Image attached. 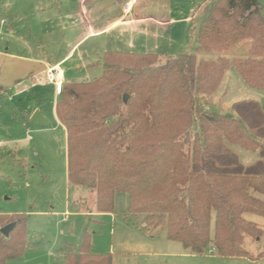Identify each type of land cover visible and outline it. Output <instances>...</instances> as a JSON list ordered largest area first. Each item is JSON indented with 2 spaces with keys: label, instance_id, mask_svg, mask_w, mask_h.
I'll return each instance as SVG.
<instances>
[{
  "label": "trees",
  "instance_id": "16d2710c",
  "mask_svg": "<svg viewBox=\"0 0 264 264\" xmlns=\"http://www.w3.org/2000/svg\"><path fill=\"white\" fill-rule=\"evenodd\" d=\"M246 56H225L245 46ZM196 54L105 52L102 74L63 86L55 105L66 133L67 181L95 193L97 213H113L117 193L127 214L165 231L193 255L262 260L244 247L263 230L245 218L264 219V113L252 100L236 102L233 115L203 110L199 96L213 95L233 67L251 89L264 90V8L258 0H215L198 32ZM229 146L256 152L247 166ZM0 264L26 249V218L0 214ZM63 264H112L80 237Z\"/></svg>",
  "mask_w": 264,
  "mask_h": 264
},
{
  "label": "rangeland",
  "instance_id": "374dc122",
  "mask_svg": "<svg viewBox=\"0 0 264 264\" xmlns=\"http://www.w3.org/2000/svg\"><path fill=\"white\" fill-rule=\"evenodd\" d=\"M80 1L0 0V214L25 216L27 233L25 251L7 264H63L64 254L76 251L85 233L90 251L109 254L112 264H263L214 253L190 254L169 241L164 230L146 224L144 216L128 215L126 194L115 195L113 213L100 214L95 193L68 183L66 135L55 117L53 88L38 84L24 89L31 77L44 71L40 61L56 62L69 55L59 69L66 86L100 77V60L110 51L154 53L162 60L179 51L206 60L217 57L196 54L199 29L215 0H121L132 3L125 15L128 23L107 30L117 17V1ZM258 3L264 8V0ZM85 12L98 34L84 29ZM247 45L234 46L225 56L242 58ZM259 96L231 67L216 92L199 96L198 103L203 110L233 115V103ZM260 102L264 109L263 97ZM36 111L46 126L31 120ZM228 148L244 166L258 159L256 152ZM245 218L263 230L258 244L249 238L244 244L256 254L264 250V219Z\"/></svg>",
  "mask_w": 264,
  "mask_h": 264
},
{
  "label": "crops",
  "instance_id": "0c3cea01",
  "mask_svg": "<svg viewBox=\"0 0 264 264\" xmlns=\"http://www.w3.org/2000/svg\"><path fill=\"white\" fill-rule=\"evenodd\" d=\"M82 1L83 0H81L80 1V4L82 3ZM117 1V4H118V6L120 7L118 10V13L117 14H119V15H117V14H115L117 17H115L116 19H114V22L111 24V25H109V27H107L106 29H103V30H107V29H109V28H111V27H113V26H121V25H126L127 23H128V21H127V19L125 18V15L126 14H128V13H130L131 12V10H132V3L130 2V1H127V2H125L124 4H122V1L121 0H116ZM122 4V5H121ZM82 24L84 25L83 27H84V29L85 30H88V32H89V34L90 35H93V34H98V32H99V30L97 31V33H95V29L93 28V24H92V22H91V20L89 19V17H88V14L85 12V16H84V19H83V21H82ZM232 49V48H231ZM238 49V48H237ZM72 52V51H71ZM70 54V53H69ZM70 56L69 55H66V56H64V57H62V58H60L59 60H57L56 62H53L51 59L49 60V59H44L43 61H40L39 63H41V64H43L44 65V67H45V69H44V71L42 72V73H40V75H36V76H34V77H31L30 78V80H28L29 82H28V84H25L24 85V89H27V88H29V87H33V86H35V85H38V84H42V85H49V84H47V82L45 83L44 81H41V79L43 80V76L45 75V72H46V70L48 69V68H52V67H57L58 69H61L60 67L62 66V65H64L66 62H67V59L69 58ZM44 74V75H43ZM226 74V73H225ZM43 75V76H42ZM42 76V77H41ZM64 76H65V74H64V72L61 70V81H62V83H66L65 81H64ZM225 76V75H224ZM229 76H232V78H234L233 77V75H231V74H229ZM41 77V79H40V81L38 82V80H37V78L39 79ZM49 86H51L52 88H53V86L52 85H49ZM255 90V89H254ZM258 91V90H257ZM53 92H54V89H53ZM259 92H260V96L261 97H263L264 98V90L263 91H260L259 90ZM57 94L54 92V110H55V105H56V102H57ZM259 96V99H256V102H258L260 105H261V108H262V111H263V113H264V109H263V106H262V104H261V102H260V99H261V97ZM244 101V100H243ZM252 101H255V100H252ZM240 102V101H239ZM234 104V103H233ZM55 117H56V114H55ZM56 120H57V117H56ZM58 121V120H57ZM59 123V122H58ZM60 124V123H59ZM61 125V124H60ZM63 127V126H62ZM64 129V128H63ZM64 131H65V129H64ZM65 135H66V133H65Z\"/></svg>",
  "mask_w": 264,
  "mask_h": 264
},
{
  "label": "built area",
  "instance_id": "2783aa9c",
  "mask_svg": "<svg viewBox=\"0 0 264 264\" xmlns=\"http://www.w3.org/2000/svg\"><path fill=\"white\" fill-rule=\"evenodd\" d=\"M45 80L47 84L52 85L54 92L59 95L63 90L61 81V71L57 67L48 68L45 72ZM214 253V249L209 250V254Z\"/></svg>",
  "mask_w": 264,
  "mask_h": 264
},
{
  "label": "water",
  "instance_id": "95a60500",
  "mask_svg": "<svg viewBox=\"0 0 264 264\" xmlns=\"http://www.w3.org/2000/svg\"><path fill=\"white\" fill-rule=\"evenodd\" d=\"M31 120L33 122L39 123V124L44 125V126H46L48 124L47 121L45 120V118L38 111H36L32 115ZM14 227H15V224H13V223L5 226L4 228H2L0 230L1 235L3 237L7 238L9 236V234L11 233V231L14 229Z\"/></svg>",
  "mask_w": 264,
  "mask_h": 264
}]
</instances>
